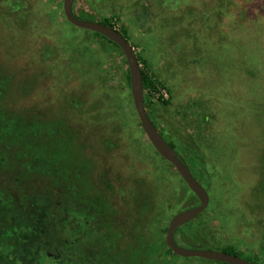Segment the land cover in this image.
<instances>
[{
	"label": "rangeland",
	"instance_id": "rangeland-1",
	"mask_svg": "<svg viewBox=\"0 0 264 264\" xmlns=\"http://www.w3.org/2000/svg\"><path fill=\"white\" fill-rule=\"evenodd\" d=\"M2 1L0 68L24 83L18 99L35 121L40 114L56 120L23 126L45 132L31 141L41 157L34 168L61 177L58 185L49 176L40 179L43 192L63 199L48 239H65L78 252L80 245L89 251L88 244H97L89 264H218L151 253L173 217L200 203L191 202L193 193L145 135L124 55L72 26L64 0H25L30 12L24 23ZM73 9L127 32L141 69L163 84L147 108L152 120L187 164L195 151L203 157L209 205L191 222L197 235L190 238L202 249L233 247L264 264V0H75ZM34 218L16 216L1 239L20 227L26 243L41 239ZM51 250L37 254V264L70 263ZM26 253L20 247L1 264Z\"/></svg>",
	"mask_w": 264,
	"mask_h": 264
},
{
	"label": "trees",
	"instance_id": "trees-1",
	"mask_svg": "<svg viewBox=\"0 0 264 264\" xmlns=\"http://www.w3.org/2000/svg\"><path fill=\"white\" fill-rule=\"evenodd\" d=\"M2 4L3 8H5L4 6H11V8L9 9L5 8L8 10V14L12 16L16 15L17 18H19L20 22H25L28 10L30 12V9H27V3L25 0H3ZM11 10L12 12L16 13H12ZM74 14L80 20L99 22L105 26L115 29V26L110 19L104 18L102 20L96 21L95 18L86 11H82L80 14H76L74 10ZM119 32L122 33L124 37L129 41L128 34L125 30ZM92 34L95 37L103 40V42H105L106 44L113 46L123 54L121 49L110 40L99 34ZM103 51L107 52L108 49L103 46ZM136 55L141 65L140 56L138 54ZM13 73H11V71H9L7 67L5 69L3 67L0 68V236L2 232L6 233L7 230H10L15 226V224H11V222L16 218V216L22 217V219L25 220H30V218L35 217L32 221V224L35 225L36 230H38L42 234V236L41 239H28L29 241L28 243H26L27 239H23V234L24 232H26V229L24 227H20L18 232L13 231L11 234H8L6 236V239H1L0 237V264L4 262V257L10 254L16 255L18 252V248L20 247L25 248L27 250V253L21 254L22 256L18 258L16 256L15 258H13L12 262H9L8 264H37L35 260L37 258L36 255H39L41 251L46 250L47 247L53 248V250H51V253H53L54 255H60V258L62 256L61 260H66L70 262L69 264H77L81 261L84 264H89L88 260L92 257L91 252H98V250L100 249V246H98L97 244H88L87 248L89 249V251L84 250L85 247L80 245V248L77 249H79L81 252H78L75 248L69 246V244L66 243L65 239H48V237H52L51 227H54L49 221L53 217H58V215L61 214L60 205L63 199L58 200L55 198V195H50L46 191L43 192L45 183L40 181L41 178L49 175H45L44 173L40 172L44 171V169L40 167L41 157H39L38 154L35 155L31 141L34 135H37L38 137L40 136L39 134L45 132L41 130H38L36 132L28 129L25 130L23 126L29 124L32 121L51 123L55 122L56 120H53L54 118H49L40 114V117H38V119L35 121V114L26 107L27 102L25 100H22V102H20L21 100L18 99L23 91L22 85L24 86V83H20V86L19 83L15 81V76ZM142 73L147 110L148 106L152 105L153 103L154 95L159 92V88L163 87V84L160 81L155 80L151 76L147 75L144 70H142ZM127 81L128 84H130L129 73L127 76ZM148 115L152 120L149 112ZM152 122L159 130L156 122H154V120H152ZM15 126L21 127L22 131L17 132L15 130ZM60 132L61 130H59V133ZM159 132L164 137L163 133L160 130ZM47 141L48 139L44 140V143ZM167 142L173 149H175V151H177L175 144L169 141ZM39 150L41 149L38 148V153ZM71 151L73 152V147L71 148ZM195 153L196 156L190 158V161H188V165L194 177L200 183H202L207 180L208 174L203 167V157L201 155H197L199 154V151H195ZM58 158L59 162L61 163V158L63 157H61L60 155ZM35 160L36 162H40L37 163L40 167L39 170H36L33 166ZM69 160L73 161V158L69 157ZM75 164V161L68 164L67 175L62 178H68V176L70 175L69 168L71 166H74ZM58 167L61 168V164H59ZM58 167H56L55 169L58 170ZM77 170L78 172H80L81 167H79V169ZM49 177L53 179L55 185L59 184V180L61 178L60 176ZM71 185L72 186L70 187V191L73 193L75 181L72 180ZM192 195L194 200H191V202L196 201L199 204L196 196L194 194ZM69 199H71V196L69 197ZM74 199L75 197L70 200L72 204H75ZM77 202L80 201L76 198V203ZM54 207H56L55 210ZM188 207V209H191L194 207V205L192 204ZM52 208L54 211L52 210ZM43 226H46V229H43ZM192 227V223L186 226L187 230L190 229L188 230V233L184 232L183 227L177 229V231L175 232V241L179 246L182 247H184L183 245H190L194 246L193 249H202L201 247H203L204 245H201L199 240L190 238L191 236L192 238H194L197 235L196 231ZM47 228H50V231H47ZM61 232L64 233L62 226L60 233ZM74 240L77 242L75 245L81 242V239ZM153 241L154 242L151 248L152 254L160 255V257H163L164 259L173 255V252L167 247L165 240L155 239ZM11 246L12 248H14L13 251L8 250V247ZM92 246H94L95 248L93 250H90V247ZM197 246H199L200 248ZM109 249H112V246H110ZM220 251L243 258L242 255L236 252L233 247H225ZM82 252L84 254L86 253V257H82L84 258L83 260L82 258L78 260L77 258H80L78 255H80ZM247 261L256 264L255 262H252L250 260ZM82 262L80 264H82Z\"/></svg>",
	"mask_w": 264,
	"mask_h": 264
},
{
	"label": "water",
	"instance_id": "water-1",
	"mask_svg": "<svg viewBox=\"0 0 264 264\" xmlns=\"http://www.w3.org/2000/svg\"><path fill=\"white\" fill-rule=\"evenodd\" d=\"M74 2L75 0L63 1L65 18L72 26L99 34L116 44L121 49L128 65L134 107L145 135L156 152L176 169L188 186L189 190L196 196L200 203L199 206L195 208L177 214L170 221L165 236V243L167 247L173 252V254L181 258H198L221 264H253L244 258L222 251L186 249L176 243L175 232L177 229L191 223L207 210L209 205V196L202 184L193 176L184 160L180 158L175 149H173L164 139L149 117L146 110L141 65L130 42L116 29L105 26L99 22H90L78 19L74 14Z\"/></svg>",
	"mask_w": 264,
	"mask_h": 264
},
{
	"label": "flooded vegetation",
	"instance_id": "flooded-vegetation-1",
	"mask_svg": "<svg viewBox=\"0 0 264 264\" xmlns=\"http://www.w3.org/2000/svg\"><path fill=\"white\" fill-rule=\"evenodd\" d=\"M179 155V154H178ZM180 156V155H179ZM180 158L182 159V160H184L181 156H180ZM184 162L186 163V165L189 167V165L187 164V162L184 160ZM189 169H190V167H189ZM190 171H191V169H190Z\"/></svg>",
	"mask_w": 264,
	"mask_h": 264
}]
</instances>
